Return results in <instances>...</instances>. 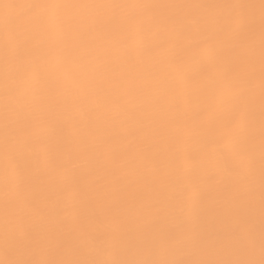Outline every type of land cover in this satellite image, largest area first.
Wrapping results in <instances>:
<instances>
[{
	"label": "bare ground",
	"instance_id": "1",
	"mask_svg": "<svg viewBox=\"0 0 264 264\" xmlns=\"http://www.w3.org/2000/svg\"><path fill=\"white\" fill-rule=\"evenodd\" d=\"M262 69L261 0H0V261L259 264Z\"/></svg>",
	"mask_w": 264,
	"mask_h": 264
},
{
	"label": "snow or ice",
	"instance_id": "2",
	"mask_svg": "<svg viewBox=\"0 0 264 264\" xmlns=\"http://www.w3.org/2000/svg\"><path fill=\"white\" fill-rule=\"evenodd\" d=\"M30 7H38L42 9H52L56 10L61 7H64L63 5L60 4H38V5H30ZM132 7H142L138 5H133ZM232 7H237V6H232ZM261 9L264 11V0H261ZM226 27L230 26L231 21L228 19H225L223 21ZM175 36L176 39H184L188 38V33L180 31V30H175ZM172 52L174 55H179L176 52L175 47L172 49ZM206 53L207 57L209 60H213L216 57V52L214 48L211 46H208L206 48ZM53 67L56 70H61L62 69V61L57 58V61ZM28 76V78L33 82L34 86L38 85L43 78L44 73L38 69V68H31L29 69L27 66H25L22 69ZM261 87L262 90H264V69H262V74H261ZM262 135H264V124H262ZM28 145L27 142H25L22 151H27ZM21 173L23 169H20ZM195 196V194H193ZM7 242V239H6ZM242 247L247 250L249 247L248 243L241 242ZM262 257H264V239H262ZM0 264H181V262H176V261H167V260H160V261H121V260H95V261H51V260H22V259H7L0 261ZM182 264H256L255 261H190V262H182ZM259 264H264V258L261 259Z\"/></svg>",
	"mask_w": 264,
	"mask_h": 264
}]
</instances>
